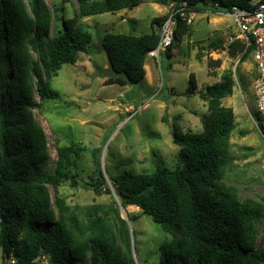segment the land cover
<instances>
[{
	"label": "trees",
	"instance_id": "obj_1",
	"mask_svg": "<svg viewBox=\"0 0 264 264\" xmlns=\"http://www.w3.org/2000/svg\"><path fill=\"white\" fill-rule=\"evenodd\" d=\"M62 4L70 0H60ZM264 0H75L72 18L58 19L45 0H0V252L12 264H135L126 222L113 205L89 207L80 218L60 196L63 183L76 185L71 170L77 168L81 150L55 142L57 159L52 171L47 136L33 111L59 95L50 87L64 65H75L79 54L94 51L92 35L81 19L132 10L143 3L175 9L187 3L196 13L202 5L214 13H229L234 6ZM177 4V5H176ZM170 11V9H169ZM168 14L153 18L150 32L136 35L105 32L101 41L114 75L106 85H135L145 77L147 54L159 40V29ZM187 17V16H186ZM176 26L171 50L192 34L191 25L174 15ZM134 32L136 22L129 20ZM192 24V23H191ZM208 48L239 57L252 48L236 40H222ZM220 60L210 61L219 67ZM237 72V70H236ZM192 79V78H190ZM235 79L226 71L220 82L198 94L207 106L204 135L187 131L173 134L180 147L182 167L153 172L124 173L109 178L121 207L138 208L141 214L172 236L161 264H264V236L258 241L257 225L264 226V205L239 199L237 191L222 181L230 163V138L235 129L234 111L222 105L231 97ZM192 89L196 86L192 82ZM38 98V104L35 101ZM255 117L257 113L254 112ZM95 174L83 188L100 196L110 193L94 155ZM50 188L54 190L53 198ZM130 221V220H129Z\"/></svg>",
	"mask_w": 264,
	"mask_h": 264
},
{
	"label": "rangeland",
	"instance_id": "obj_2",
	"mask_svg": "<svg viewBox=\"0 0 264 264\" xmlns=\"http://www.w3.org/2000/svg\"><path fill=\"white\" fill-rule=\"evenodd\" d=\"M45 1L57 16L52 29L59 26L58 19L75 15V0L64 5L60 0ZM168 11L165 6L143 3L132 10L81 19V24L92 35L94 46L105 32L136 36L148 33L152 19ZM207 11L212 10L197 6L190 24L192 34L171 50L170 58L162 54L158 62L154 61L152 70H146L143 80L135 85H106V80L114 73L105 54L95 50L79 54L75 65H64L58 75L51 78L50 87L58 93L59 99L41 103L33 114L47 136L46 171H52L57 159L55 142L81 150L77 168L71 170V175L76 176V185L66 182L59 188L60 196L80 218L93 205L118 208L109 178L182 167L178 157L180 147L173 144V134L192 131L204 135L207 106L198 94L206 86L217 83L212 80V72L220 79L226 71L240 79L244 90L237 83L232 96L222 101L223 106L232 108L235 116L230 163L222 183L232 186L239 199L250 198L264 205V149L259 148L255 136L257 130L264 133V119L253 116L256 113L253 81L257 71L251 55L239 64V57H230L225 50L208 48L212 42L227 39L236 30L227 13H221L217 17L221 18L222 31L213 36L211 23L208 24L213 16L209 15L207 20ZM129 20L136 22L134 32ZM214 59L221 61L219 67L209 65ZM148 60L146 66L149 67ZM35 101L39 103L37 96ZM94 155H98L101 172L111 190L100 196L83 188L95 174ZM50 193L53 198L52 188ZM123 210L130 220L128 229L135 264H161L162 253L172 236L138 208L129 206ZM122 213L120 216L124 218ZM257 231L260 241L264 236L263 223L257 225ZM1 257L0 252V264H12L10 259L3 263Z\"/></svg>",
	"mask_w": 264,
	"mask_h": 264
},
{
	"label": "built area",
	"instance_id": "obj_3",
	"mask_svg": "<svg viewBox=\"0 0 264 264\" xmlns=\"http://www.w3.org/2000/svg\"><path fill=\"white\" fill-rule=\"evenodd\" d=\"M169 9L168 17L159 29L158 43L147 54V59L155 62H158L161 55L173 44L176 26L174 15L178 14L180 18L186 20L187 24L192 23L195 15L193 11L186 12V2H181L177 9H175V3H172ZM227 14L233 20L236 32L226 39L225 45L229 46L238 40L246 48L250 47L253 50L251 56L257 71L253 81L254 104L257 116L264 119V2L251 1L247 6H234ZM235 82L237 84L236 79Z\"/></svg>",
	"mask_w": 264,
	"mask_h": 264
},
{
	"label": "crops",
	"instance_id": "obj_4",
	"mask_svg": "<svg viewBox=\"0 0 264 264\" xmlns=\"http://www.w3.org/2000/svg\"><path fill=\"white\" fill-rule=\"evenodd\" d=\"M207 13H208V16H207V20H208V18H209V15H212L213 17L211 18V19H209L208 20V24L210 25V23H211V26H212V33H213V36H215V35H217L219 32H221L222 30L220 29V27H221V18H219V17H217V16H219L221 13H214V12H212V11H207ZM165 15V14H164ZM163 15V16H164ZM228 15V14H227ZM229 16V15H228ZM230 17V16H229ZM234 34V33H233ZM232 34V35H233ZM231 36V35H230ZM229 37V36H228ZM227 37V38H228ZM225 40L226 39H224V40H222L223 41V43H225ZM219 41V40H218ZM217 42V41H216ZM213 51V50H212ZM224 51V50H223ZM216 55V54H215ZM148 60V59H147ZM217 60V59H216ZM219 60V59H218ZM148 61H150V64H149V67L148 66H146V64H145V67H144V70H145V74H146V70H152V63L154 62V60H152V59H149ZM213 61H215V59L213 60ZM221 62V61H220ZM211 76H212V80H216L215 82H220V79H221V77H220V79L218 78V76H217V74H216V72H212L211 73Z\"/></svg>",
	"mask_w": 264,
	"mask_h": 264
},
{
	"label": "water",
	"instance_id": "obj_5",
	"mask_svg": "<svg viewBox=\"0 0 264 264\" xmlns=\"http://www.w3.org/2000/svg\"><path fill=\"white\" fill-rule=\"evenodd\" d=\"M93 48H94V50H95L97 53H103V54H105V56L107 57L108 63H110L108 52H107L106 48L104 47L102 41H100L98 44L94 45ZM255 136H256L257 142H258V144H259V148H260V149H264V133L261 132L260 130H257V131L255 132ZM114 196H115V194H114ZM115 199H116V202H117V206H118V208H119V211H120L121 213L123 212L122 214H123L124 218H122V219L126 222L128 228H129V221L127 220V217H126V215H125V213H124V210H123V208L121 207V205H120V203H119V201H118V199H117L116 196H115Z\"/></svg>",
	"mask_w": 264,
	"mask_h": 264
}]
</instances>
